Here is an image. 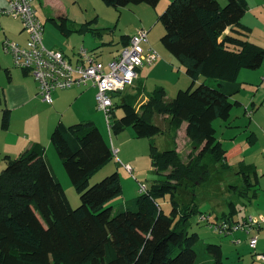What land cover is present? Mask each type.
Wrapping results in <instances>:
<instances>
[{"label": "trees", "instance_id": "16d2710c", "mask_svg": "<svg viewBox=\"0 0 264 264\" xmlns=\"http://www.w3.org/2000/svg\"><path fill=\"white\" fill-rule=\"evenodd\" d=\"M102 1L118 10L141 4L156 8L161 2ZM247 10L246 0H227L225 7L219 0H173L160 16L166 30L162 43L185 68L192 84L170 101L165 88L157 87L139 109L135 99L123 97L112 110L111 132L119 135L131 127L136 139L153 141L166 133L153 120L167 115L174 140L187 122L186 137L194 149L192 154H198L186 162L176 149L160 150L151 142V164L160 178L137 198L113 206L112 201L123 195L118 173L91 186V179L114 160L112 148L93 122H60L51 136L81 198L77 208L49 167L44 146L34 144L16 158L4 156L7 166L0 171V264H224L221 245L206 244L188 230L189 219L200 213L194 188L193 197L183 208L177 194L185 182L196 186L207 181L213 165L230 169L229 151L219 140L214 122L229 121L232 109L241 105L233 102L242 89L237 82L240 72L258 70L264 63V47L249 40L251 29L242 23ZM51 22L65 36L83 31L101 34L91 28L93 22L77 29L69 28L67 18ZM202 76L215 81L197 86ZM119 107L123 116L118 119L115 109ZM10 121L6 111L3 128L8 129ZM256 139L254 133L249 137L252 144ZM241 163L243 196L257 198L256 167ZM251 175H255V183ZM167 196L171 197L170 214L159 205ZM237 212L231 203L224 216L231 220Z\"/></svg>", "mask_w": 264, "mask_h": 264}, {"label": "rangeland", "instance_id": "374dc122", "mask_svg": "<svg viewBox=\"0 0 264 264\" xmlns=\"http://www.w3.org/2000/svg\"><path fill=\"white\" fill-rule=\"evenodd\" d=\"M6 0H0V8L4 6ZM173 0H161L158 7L154 8L147 4L137 6H128L118 9L107 7L102 0H33V7L37 11L38 18L44 24V45L48 48L49 40L60 41V46L67 52L72 54L75 50L78 52L82 47L93 52V45H96L95 52L99 55V60L104 64H108L115 56L123 49L121 37L123 35L133 36L139 29L148 31V40L145 49L152 47L161 55L159 61L163 63L156 72L153 73L146 83V89L151 93L157 87L165 88L167 94L174 99L180 90H186L192 84L186 85V80L183 79L187 74L182 64L165 48L162 43V37L165 35V27L160 22V16L166 11ZM222 6L225 7L227 0H219ZM248 11L244 17L243 23L251 29L249 31V40L255 44L264 47V0H247ZM66 14L72 21L84 22L90 20L94 24L92 28H96L101 33L93 35L88 32L86 35L75 32L71 38L67 39L62 36L60 30L49 20L57 18L58 15ZM4 20L11 22H19V20L0 16V79L4 80L7 77L5 68L20 71L14 66L11 55L7 54L3 43L10 40L15 43H22V39H16L10 36L5 29ZM27 36V35H26ZM83 40H86L83 42ZM17 41V42H16ZM91 42L93 45L90 46ZM100 47L97 49V47ZM74 51V52H73ZM158 61V62H159ZM154 63L155 67L157 63ZM160 62V63H161ZM150 67V66H147ZM147 69V68H146ZM184 75V76H183ZM145 77V75H144ZM187 77V76H186ZM214 79L203 76L197 81L196 85L202 83H214ZM242 89L239 94L233 98V102H241L232 109L229 121L217 120L214 122V127L217 130V136L228 149V162L231 166L229 170H223L221 164L211 166L210 176L207 181H201L196 186L190 182H185L177 194L180 208L190 202L193 197L194 188L197 195L196 203L200 213L193 215L189 219V232L196 233L199 238L206 244L221 245L224 253V264H262L256 258L257 253L264 254V228H254L247 234L243 231L245 222L250 218L259 219L264 215V63L258 70L243 69L237 80ZM38 83V82H37ZM39 85V84H38ZM184 88V89H180ZM85 95L82 99L83 106L90 111L95 118L96 123L100 124V129L105 140L112 148L114 160L107 164L99 171L90 181L91 186L104 180L107 176L113 173H118L123 189V195L114 201V207L126 201H131L137 198L141 193V185L150 187L152 182L160 177L151 170L143 169L139 173V167H151L148 160V149L150 150V139H136L133 128H128L123 133L115 135L110 133L106 115L97 107L95 100L96 96L91 89L75 88L68 90L70 92L82 93ZM127 92L128 88L125 89ZM122 94H117L114 97L115 105L120 104ZM118 119L123 116L122 108L115 109ZM252 113V114H251ZM92 120V119H89ZM114 118L111 119V122ZM157 125L160 123L157 118L153 120ZM163 129L165 123L161 122ZM99 128V127H98ZM167 128V127H166ZM256 134L257 142L250 144L249 137ZM180 141L179 147L183 160L188 161L192 156H196L198 151L193 154L191 143L185 144V140ZM160 150L176 149V143L169 135L157 136L153 139ZM148 144V147L146 146ZM147 147V148H146ZM53 155L59 158L57 151L53 146ZM122 153H120L119 151ZM130 154L134 159L133 172L128 171L125 166L124 155ZM241 161L244 164H253L256 166V171L259 175V186L257 198H250V194L243 196L245 184L244 178L240 173L242 169ZM59 164L52 163L53 169L65 189V192L73 206L77 208L81 204V198L76 191L66 169L63 167L62 161ZM255 183L256 177L252 176ZM124 186V188H123ZM230 186H235L230 187ZM192 196V197H191ZM249 196V197H248ZM171 197L167 196L160 199L159 205L166 214L172 211ZM192 202V201H191ZM235 203L237 214L231 220H227L224 214H228L230 204ZM209 217L208 221L204 218ZM227 224L231 226L229 234H221L216 228L219 224ZM257 237V247L253 249L250 245V239Z\"/></svg>", "mask_w": 264, "mask_h": 264}, {"label": "built area", "instance_id": "2783aa9c", "mask_svg": "<svg viewBox=\"0 0 264 264\" xmlns=\"http://www.w3.org/2000/svg\"><path fill=\"white\" fill-rule=\"evenodd\" d=\"M11 16L20 20L23 30L28 35L26 45L10 40L3 43L7 54L11 55L15 67L32 75L39 84L40 95L44 101L52 103L53 92L70 88L94 87L97 90L96 102L100 111L106 115L111 131L114 97L122 94L126 88L133 86L139 76V70L151 66L160 54L154 48L147 50L148 31L139 29L128 39V43L108 64L99 60L96 52L82 47L71 56L60 49H51L44 45V24L38 18L33 7V0H10L9 6L0 8V16ZM252 114V113H251ZM128 171L133 172L128 166ZM146 186L141 185V192ZM209 217L204 218L208 221ZM242 229L249 234L254 228H264V216L259 219L250 218ZM216 230L221 234H229L231 226L219 224ZM253 249L257 247V237L250 239ZM256 258L264 264V254L257 253Z\"/></svg>", "mask_w": 264, "mask_h": 264}, {"label": "crops", "instance_id": "0c3cea01", "mask_svg": "<svg viewBox=\"0 0 264 264\" xmlns=\"http://www.w3.org/2000/svg\"><path fill=\"white\" fill-rule=\"evenodd\" d=\"M9 2H10V0H6L4 3V6H2L1 8L8 7ZM246 2H247V0H246ZM7 17L9 18L11 16L7 15ZM12 18H14V17H12ZM57 18H59V19L67 18L69 20V23L71 24V25H69V28H71V29H74V28L77 29V27H80L81 25H83L87 22L93 21V20L92 21L85 20L84 22H77L75 20L70 21L71 19L65 13L58 15ZM15 19H17V18H15ZM49 20L51 21L52 19H49ZM243 20H244V18H243ZM4 26H5V29L8 31V33L10 34L11 37L16 38V39H19V38L22 39V41H21L22 43L18 42L17 44L26 45L27 40H28V35L26 32H24L23 24L20 20H19V22H15V21L11 22L9 20H4ZM246 26L249 27L248 25H246ZM91 28H92V26H91ZM229 32H230V29H228L226 31V33H229ZM87 33L88 32H84V31L80 32V34H82V35H86ZM90 33H92V32H90ZM73 34L74 33L70 34L69 36H65V35H62V36L69 39V38H71V36H73ZM92 34L95 35L94 33H92ZM124 36L127 37L128 35H123L121 37L122 43L125 46L128 43V41L123 40ZM128 37L130 39V37H132V36H128ZM85 41L86 40H83V42H85ZM48 44L51 47V49H59L58 46H60V41L49 40ZM91 45H93L92 42H91L90 46ZM96 45H98V44L93 45V47H95V48H93V50L96 49ZM98 48H100V47L98 46L97 49ZM60 50L65 52V50L62 48H60ZM75 52H76V50H75ZM65 53H66L65 55H69V56L74 54V53L67 54V52H65ZM160 58H161V55H160ZM159 59L156 62H158ZM161 61H159L155 67H153L154 66V63H153L150 67L144 66L143 68H141L139 70V76H137L138 78L135 80V84L133 86L129 87L127 92H125L126 91L125 90L122 93V98L127 97V98L135 99L136 101H134V102H135L138 109L140 108V106H142L144 103H146L149 99V96H150V93L146 89L147 88L146 83H148L147 79H149L151 76H153V73L159 69L161 64L163 65V63ZM13 63H14V61H13ZM14 66H15V64H14ZM17 69H19V68H17ZM4 70H6L7 77L4 78V80L0 79V171H2L3 168H5L7 166V163L4 160V156H10L12 158H16V157L20 156L26 150L32 148L34 146V144H40V145L45 147V158H46V160L49 164V167L51 168L54 176L58 179L59 177L55 173L53 166H52V163L59 164L58 162H60L61 159L60 158L57 159V157L55 155H53L54 154L53 149H52L53 144L51 142V136H52V133L54 131L53 129H56V126L60 122H63L66 125H73V124H77V123H81V122H93L97 126V128L99 127V130L101 131L100 124H97L95 118H93L91 116V114L94 113L95 110L91 112V105H90V111H88L83 106V104H81L82 99L85 97V95L81 96V94H83L84 91L79 90V89L78 90L82 91V93L68 91L71 89H75L76 87L70 88L67 90L54 91L52 103H48V102L44 101L43 98L41 97L40 91H39V85H38L37 81H35L36 79L32 75L28 74L27 72H25L22 69H20L21 72L17 71V70L13 71L10 68H5ZM144 75H145V77H144ZM186 76L183 77V79L186 80V85L188 86V85H190V79H189L188 75H186ZM86 88L87 89H83V90L88 91V89H91L92 93H94V95L96 96V93H97L96 88H94V87H86ZM80 89H82V88H80ZM180 89H184V88H180ZM172 99H173L172 96H169L167 94L166 100L170 101ZM95 100H96V98H95ZM6 111L10 112V119H11L8 129L3 128V118L5 116ZM156 118H157V121L160 123L159 125H161V122L165 123V125H166L164 128L166 131L165 134H167V135H169V137L173 138L172 133H171L170 117L167 115L166 116L157 115ZM89 119H92V120H89ZM187 127H188L187 122L183 123L182 127L178 131L177 139L174 140L176 143V150L180 153H181V150H180L179 144H180V141L182 140V137H180V136H182V134H183V137H184L183 139H186L185 144L190 142L188 137H186L187 136V133H186ZM109 132L111 133V131H109ZM134 136H135V134H134ZM151 142H152V140H150V144H151ZM256 142H257V139H256ZM250 144H252V143L250 142ZM254 144H252V145H254ZM146 146L148 147V144H146ZM121 151H123V150H120L119 152L122 153ZM147 151H148V154H150L149 149ZM149 156L150 155H148V157ZM124 158H125L124 164H125L126 168L129 166L132 169L133 168L132 163H134V159L131 158L129 153H127V155H124ZM148 160L150 161V164H151V159L149 158ZM188 161H189V159H188ZM188 161H186V162H188ZM241 162H243V161H241ZM250 165H253V164H250ZM229 166H230V164H229ZM230 168H231V166H230ZM138 169H140L139 173H141V171L143 169H148V172L153 170L152 164H151V167H149V168L148 167H139ZM221 169L222 168H220V170ZM133 170L134 169H132V171ZM252 176H254V175H251V180H252ZM257 177L259 179V175ZM58 180L62 184L60 179H58ZM252 182H253V180H252ZM230 187L235 188V186H230ZM123 188H124V186H123ZM127 202L128 201H126L125 203H127ZM125 203H123V204H125ZM120 205H122V204H120ZM262 216H264V215H262Z\"/></svg>", "mask_w": 264, "mask_h": 264}]
</instances>
